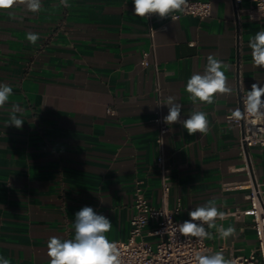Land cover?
Returning a JSON list of instances; mask_svg holds the SVG:
<instances>
[{
    "label": "crops",
    "instance_id": "obj_1",
    "mask_svg": "<svg viewBox=\"0 0 264 264\" xmlns=\"http://www.w3.org/2000/svg\"><path fill=\"white\" fill-rule=\"evenodd\" d=\"M198 1L210 2V17L141 18L133 0H68L67 7L41 0L39 12L0 10V83L13 88L0 108V256L10 264H49L48 240L73 238L84 206L112 222L110 241L124 240L137 184L162 205L153 118L168 114L161 104L169 96L183 105L181 120L194 108L207 112L210 130L189 135L181 123L167 124L165 206L185 221L211 202L226 216L204 225L212 234L207 254L232 260L255 251L250 216L231 212L249 206V178L264 196V146L241 149L242 128L227 117L253 83L264 86L249 47L264 17L247 14L250 0ZM29 32L39 35L35 44ZM208 55L227 65L234 92L194 104L186 83L203 73ZM12 104L21 108L19 129L8 126ZM220 226L236 235L221 239Z\"/></svg>",
    "mask_w": 264,
    "mask_h": 264
},
{
    "label": "clouds",
    "instance_id": "obj_2",
    "mask_svg": "<svg viewBox=\"0 0 264 264\" xmlns=\"http://www.w3.org/2000/svg\"><path fill=\"white\" fill-rule=\"evenodd\" d=\"M65 7L68 0H60ZM23 5L27 11L39 12L41 0H0V10L11 9L14 6ZM134 14L138 17H150L153 14L163 19L170 17L172 13L183 12L187 7V0H133ZM176 17L172 16V19ZM39 39L37 33L29 32L27 40L35 44ZM251 55L256 66L264 67V30L258 31L249 42ZM227 65L222 60L208 55L203 73H195L187 80L186 92L190 100L212 104L218 95L230 96L234 89L227 83L225 74ZM13 94V88L8 84L0 83V108H3ZM168 114L163 118L166 124L181 123L189 135L207 133L210 130L208 113L195 109L188 118L181 120L183 105L176 102L174 96L167 97ZM21 108L18 104H12L9 125L21 128L24 120L18 118L16 113ZM247 113L256 119H264V86L256 82L251 85L244 99V109H236L232 113L233 119H240ZM190 219L177 226V230L184 236L211 238V233L206 231L205 224L209 228L216 226V220H223L226 213L220 211L217 206L209 202L199 205L188 213ZM112 229V222L104 215L98 214L90 206H84L75 213L74 237L62 239L51 237L47 243V255L49 264H122L121 252L117 243L112 242L106 236ZM221 239H227L236 235L234 227L217 228ZM196 264H234V261L226 259L222 252L214 254L196 253ZM0 264H10L8 258L0 256Z\"/></svg>",
    "mask_w": 264,
    "mask_h": 264
},
{
    "label": "built area",
    "instance_id": "obj_3",
    "mask_svg": "<svg viewBox=\"0 0 264 264\" xmlns=\"http://www.w3.org/2000/svg\"><path fill=\"white\" fill-rule=\"evenodd\" d=\"M241 0H234L237 6ZM254 19L264 17V0H250V5L244 9ZM181 15L207 18L211 15V4L208 1L187 0L185 11L173 14L178 18ZM175 18V19H176ZM149 53L145 52L141 64H148ZM247 92L241 97V111L244 109V99ZM242 128L239 140L241 149L250 146H264V119H256L245 113L240 119L227 117ZM157 126L156 142L158 155L156 167L159 172L161 188V206H154L145 195L139 184L135 186L133 195V213L129 220L128 236L124 240H114L121 252L122 264H196V253L207 254L209 247L205 238L184 236L177 226L184 221L178 220L173 210L165 206L170 189L168 170L165 166L163 138L169 127L163 122L158 111L153 118ZM247 198L249 206L244 210L231 212L234 215H248L251 218L257 240L254 252L247 256H234V264H264V196L261 184L247 180Z\"/></svg>",
    "mask_w": 264,
    "mask_h": 264
},
{
    "label": "water",
    "instance_id": "obj_4",
    "mask_svg": "<svg viewBox=\"0 0 264 264\" xmlns=\"http://www.w3.org/2000/svg\"><path fill=\"white\" fill-rule=\"evenodd\" d=\"M240 109H241V106H240ZM245 150H246V147H245Z\"/></svg>",
    "mask_w": 264,
    "mask_h": 264
}]
</instances>
